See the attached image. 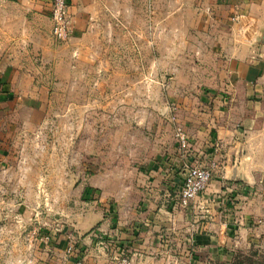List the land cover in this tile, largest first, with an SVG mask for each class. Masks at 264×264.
I'll list each match as a JSON object with an SVG mask.
<instances>
[{
	"label": "crops",
	"instance_id": "0c3cea01",
	"mask_svg": "<svg viewBox=\"0 0 264 264\" xmlns=\"http://www.w3.org/2000/svg\"><path fill=\"white\" fill-rule=\"evenodd\" d=\"M98 3L69 0L73 32L62 48L50 43L52 0H0V187L19 175L23 134L35 129L41 100L28 87L49 80L45 69L52 81L77 79ZM149 3V28L134 33L139 52L150 54L148 66L140 67L139 53L132 63L149 72L131 84L134 91L154 89L167 83L155 71L169 75L164 97L146 99L176 103L192 150L172 146L167 156L151 159L131 200L41 229L33 255L25 248L27 264H115L101 240L124 247L132 264L231 261L238 249L264 243V0ZM161 108L156 115L168 117L169 108ZM186 163L215 165L206 190L184 208L178 201Z\"/></svg>",
	"mask_w": 264,
	"mask_h": 264
},
{
	"label": "rangeland",
	"instance_id": "374dc122",
	"mask_svg": "<svg viewBox=\"0 0 264 264\" xmlns=\"http://www.w3.org/2000/svg\"><path fill=\"white\" fill-rule=\"evenodd\" d=\"M151 9L149 0H100L90 12L92 32L82 45L77 79L52 81L54 75L45 69L49 80L28 87L41 100L39 115L32 118L35 129L23 134L27 148L20 152L25 160L17 167L19 175L0 187V264H27L25 248L32 256L45 227L72 225L75 217L86 218L102 204L136 197L149 161L178 147L176 127L186 125L176 115L175 102H159L170 88L169 75L155 71L166 86L138 88L137 94L131 84L149 72L132 63L139 53L145 61L140 67L148 66L150 54L147 48L139 52L134 33L149 28ZM50 27V43L68 48L70 38L57 40L52 20ZM140 40L142 46L147 43ZM151 93L158 101L146 99ZM159 107L169 108L168 117L156 115ZM26 114L32 117L26 111L20 116ZM6 189L12 195L5 198ZM211 264H264V243L238 249L231 261Z\"/></svg>",
	"mask_w": 264,
	"mask_h": 264
},
{
	"label": "built area",
	"instance_id": "2783aa9c",
	"mask_svg": "<svg viewBox=\"0 0 264 264\" xmlns=\"http://www.w3.org/2000/svg\"><path fill=\"white\" fill-rule=\"evenodd\" d=\"M51 20L53 36L60 41L68 40L73 32L72 21L69 15V0H52ZM175 136L178 147L181 150L186 152L192 150L191 141L184 126L177 125ZM214 165L215 163L211 166L203 167L197 164H185L183 184L178 201L181 207H188L206 190L212 179ZM100 243L113 254L115 264H132V259L128 255L127 250L121 245L108 243L103 240ZM68 251H74L73 245L68 247ZM78 264H83V261L79 260Z\"/></svg>",
	"mask_w": 264,
	"mask_h": 264
}]
</instances>
